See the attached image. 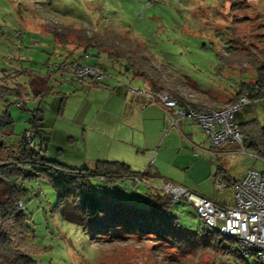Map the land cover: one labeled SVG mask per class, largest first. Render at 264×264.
I'll list each match as a JSON object with an SVG mask.
<instances>
[{"label":"rangeland","instance_id":"374dc122","mask_svg":"<svg viewBox=\"0 0 264 264\" xmlns=\"http://www.w3.org/2000/svg\"><path fill=\"white\" fill-rule=\"evenodd\" d=\"M231 4H234L233 9H230ZM236 17L247 21L237 26L232 22ZM64 27H81L86 31L107 29L138 39L147 49L157 78L161 77L158 80V86H163L160 91L174 98L173 88L178 93L176 98L191 108L195 105V110L210 109L212 101L213 107L219 110L227 105L225 95L234 84L251 78L248 68L241 76L237 67L225 68L226 56L233 52L264 50V0H0V87L12 91L15 89L12 85L16 83L25 88L27 95L22 108L14 105L16 101L11 96H7L8 104L0 102V114L6 110L13 121V136L29 127L28 122L38 109L43 120H51L56 133L67 134L66 151H75L79 157L73 161L122 160L132 171L146 173L133 187L127 180L107 183L102 179H90L94 193L102 199L143 208L147 207L143 199L150 202L149 196L160 193L162 186L169 183L180 185L197 196H214L222 205H231L233 174L222 176L226 188L213 189L214 177L219 176L224 165L210 156L202 129L187 123L192 137L187 136L186 132L171 126L167 116L168 125L159 139L156 137L154 122L157 120H151V107L155 105L144 103L148 98L146 94L154 95L148 83L153 81V76L148 81L134 78L130 69L124 71L103 59L88 60L90 66L108 74V78L101 80L102 86H90L86 80L65 83L67 74H54L64 54L56 33ZM72 41L73 37L67 35L66 42ZM58 68L67 71L68 66ZM28 73L48 75L53 81L55 95L41 99L32 96L27 89ZM116 88L122 91L123 97H118ZM142 92L146 94L142 96ZM59 94H64L65 100L59 113L55 114L50 102L54 100L57 106ZM139 96L144 99L142 104L137 102ZM200 98L204 101L198 104ZM154 100L161 111L166 110L156 98ZM131 103L135 106L126 110ZM240 113L245 119L247 113ZM132 114H136L137 120L130 126L127 122ZM108 115L120 120L122 137L128 144L132 133L133 144L140 145L138 158L131 151L113 153L121 147L122 139L118 131L110 132L104 127ZM144 116L150 120L146 122ZM170 127L174 130L167 133ZM164 138V144L160 145ZM56 139L51 142L58 146L54 142ZM194 152L196 155L192 154ZM47 157L74 166L72 157L57 154L53 148L47 151ZM195 159L197 164L192 168L189 165ZM243 163L245 160L235 165ZM261 169L264 172L263 163ZM31 187L33 191L38 190L39 195L24 200V206L31 219L29 243L38 250L31 256L37 264L196 262L195 257L181 255L172 247L159 245L155 239L140 238L122 230H110L100 239H94L87 230L66 222L53 211L57 196L45 181L32 183ZM174 211L178 212V221L187 231L204 230L202 222L187 204H174ZM218 240L222 248L233 253L237 251V244L231 238L219 236ZM227 260L235 264L232 256L229 255ZM245 262L257 264L252 255H248ZM236 264L244 263L238 260Z\"/></svg>","mask_w":264,"mask_h":264},{"label":"trees","instance_id":"16d2710c","mask_svg":"<svg viewBox=\"0 0 264 264\" xmlns=\"http://www.w3.org/2000/svg\"><path fill=\"white\" fill-rule=\"evenodd\" d=\"M233 6L234 4H231L230 9H233ZM238 10L240 11V8ZM246 21V18L238 17L232 20L237 26ZM67 35H71L74 41L67 43ZM56 36L64 54L62 61L54 67V74H67L65 83L71 80L81 83L86 80L90 82V86L101 85V80L108 78L105 71L100 70L107 77L96 80L90 77H75L68 69L72 63L90 66L89 59H103L105 63L124 71L130 69L134 78L140 77L148 81L153 76V81L148 83L154 91L163 88L162 85L158 86L161 77L157 78L158 74L152 69L147 49L141 41L132 36L107 29L86 31L81 27H64ZM59 66H68L67 71H61ZM224 66L227 69L237 67L240 76L245 68L251 73L250 79L239 80L230 92H227L225 107L234 105L243 95L248 102L246 105L264 102V50L233 52L226 56ZM27 76V89L32 96L41 99L54 94L53 81L48 75L28 73ZM12 86L15 87L12 91L0 87V102L8 104V97L11 96L13 101H16L14 105L22 108L27 96L25 88L17 86L16 83ZM172 91L176 106L183 107L184 103L176 98L178 93L173 88ZM59 96L57 106L56 102L53 103L54 100L50 102L55 114L59 113L65 100L64 94ZM202 101L204 99L200 98L197 102L201 104ZM212 102V106L208 108L215 109ZM192 108L195 109L196 106L193 105ZM28 123L29 127L20 135L13 136L11 116L6 110L0 114V264H37L31 256L38 250L29 243V237L32 236L29 224L31 219L25 213L24 200L37 198L39 192L33 191L31 184L39 181H45L57 196L53 211L66 222L87 230L94 239H100L110 230H122L140 238L155 239L159 245L172 247L181 255L195 257V264H230L227 260L229 255L235 264L238 260L246 264V258L239 257L237 251L233 253L221 247L218 240L220 235L216 232L201 229L189 232L181 226L178 212H172V206L176 203H172L169 197L161 192L149 196L150 202L143 199V204L147 205L143 208L102 199L94 193L90 179H102L107 183L127 180L133 187L146 173L134 172L119 162L97 161L89 167L76 168L58 158L50 159L47 157V151L52 149L49 148L51 120H43L41 112L37 109ZM233 124L241 139L243 150L264 162V126L254 119L235 122V115ZM27 131L32 133L31 145L23 137ZM59 152L56 151L57 154ZM134 179L138 182L134 183Z\"/></svg>","mask_w":264,"mask_h":264},{"label":"built area","instance_id":"2783aa9c","mask_svg":"<svg viewBox=\"0 0 264 264\" xmlns=\"http://www.w3.org/2000/svg\"><path fill=\"white\" fill-rule=\"evenodd\" d=\"M68 71L75 77H90L96 80L107 77L94 66L76 63H72ZM144 94L146 92H142V96ZM145 96L148 97L145 100L148 104L156 105L154 98L162 104L171 126L176 127L179 121L193 123L202 129L212 149L228 144L239 148L240 153L244 152L241 139L233 126V118L235 113L248 103L245 95L234 105L219 110H195L188 105L176 108L175 99L165 91ZM168 111H171V114ZM23 137L31 145L30 132H24ZM261 163L264 164L262 161ZM133 182L137 183L138 180L134 179ZM224 188L226 185L221 180L213 181L215 191ZM160 192L169 197L172 203L183 202L190 206L205 231H214L221 237L231 238L237 244L239 257L244 259L252 255L258 264H264V172L247 168L243 176L231 185V205H216L169 183L164 184Z\"/></svg>","mask_w":264,"mask_h":264},{"label":"crops","instance_id":"0c3cea01","mask_svg":"<svg viewBox=\"0 0 264 264\" xmlns=\"http://www.w3.org/2000/svg\"><path fill=\"white\" fill-rule=\"evenodd\" d=\"M151 90H152V88H151ZM115 91H116L118 97H119V95L121 97H123V93L120 89L116 88ZM158 91H160V90H158ZM158 91L153 90L152 92L155 93ZM135 97L138 98V95H135ZM137 98H135V99H137ZM131 99H133V98H131ZM143 100H144L143 97L139 96V99H137V102L142 104L144 102ZM144 103H147V102H144ZM131 105H132V103L128 107L126 106L125 109L127 110ZM134 106L135 105L131 106V109ZM148 106H153V105L150 104ZM151 108H152V117H153L151 120H154V119L157 120L156 122H154V124H155V134H156V137L158 138L160 135H162V130L165 128L166 125H168V122L170 120L168 121V118H167V115L165 114V111L163 109H162L163 111H161V109H160L161 107L158 108L155 105ZM242 111L247 113V116L245 119L241 118L242 114L240 112H242ZM170 113H171V111H170ZM144 118H145L146 122H148L150 120V118L148 116H146V117L144 116ZM253 119L257 120L260 123V125L264 126V102L250 103L249 105L244 106L242 108V110L239 111V113L235 114V122L250 121ZM134 120H137L136 114H132V116L130 118V122H127V123H130V126H133ZM119 121L120 120H115L112 116L108 115L107 123L105 121L103 122V124H105L104 127L106 129H108L110 132L117 133V131H118V133L120 134V137L122 139L121 147H119V148L117 147L114 151L112 150L113 153H123V152L127 153V152L131 151V154L136 155L135 158H138L139 156H137V154H139V146L140 145L135 146L133 144V136H132L131 132H130V144H128V142H126V140L122 137L123 127H122V125H120ZM187 123H190V122L179 121L176 124V128L181 129L182 132L183 131L186 132L187 136H191V132H189V127L187 130L186 125H185ZM150 125L151 124L148 123L147 127L150 128ZM190 125L193 126L195 124L190 123ZM118 126H121V127H118ZM195 126H197V125H195ZM172 128H174V127H170V129L167 131V133L169 131L173 132L174 129H172ZM198 128L201 130V128L199 126H198ZM115 133H114V135H115ZM66 137H67V139H66ZM204 137L206 139L205 134H204ZM53 138L54 139L57 138L56 140H54V142H57L58 146L51 144L50 141L53 142ZM111 139L112 138H110L109 140H111ZM66 140H69V137L67 136L66 133H64V132H57L56 133V129L54 128V125L51 126V140L49 141V145H50L49 148H53L56 151H60L59 153H61L62 156L68 155L69 157H72L71 161H73L75 158H79L78 155L75 154V151H73V152H67L66 151V147L68 146ZM164 141H165V138L162 139V141L160 142V145H163ZM206 143H207V151L209 152L210 156H213V158L219 159L224 165V169L221 170V172L219 173V176L214 177V181L221 180L224 183V181L222 180V176L225 174H227V175L233 174V176H231L232 177L231 182L233 183V182L239 180L243 176V174L247 168H251L254 170H258V171H263V169H261V161L259 159H257L256 157H254L253 155H251L245 149L243 150L244 151L243 153H240L239 148L233 147V146L228 145V144L222 145L221 147H219L217 149H212L210 147L207 139H206ZM192 154L196 155L195 152ZM116 155H118V154H116ZM155 155L157 156V154H155ZM187 158H190V157L188 156ZM97 159H99V160H97ZM97 159H94V161L92 160V162H90V160H88L87 162H83L82 160H78L77 162L73 161L74 163L72 165H74V166H72V167H76V168H80V167H84V166L89 167L94 162H97V161L119 162V163L125 164L124 162H122V160L116 161V160H108L106 158H102V159L97 158ZM241 160H245V163H243V165L242 164H239V166L235 165L236 162L239 163ZM66 164H68V163H66ZM196 164H197V160L195 159L194 161L191 162V164L189 166L190 167L192 166V168H193L196 166ZM125 165H127V164H125ZM127 166L130 168L129 165H127ZM216 173L217 172H214V174H216ZM178 187L184 188L180 185H178ZM212 187H213V183H212ZM185 190L188 191L187 189H185ZM189 193H191V192H189ZM191 194L197 196L194 193H191ZM197 197L205 198V199L212 201L215 204L217 203L219 205H222L221 202L218 200V198H216L214 196H212V197L197 196Z\"/></svg>","mask_w":264,"mask_h":264},{"label":"water","instance_id":"95a60500","mask_svg":"<svg viewBox=\"0 0 264 264\" xmlns=\"http://www.w3.org/2000/svg\"><path fill=\"white\" fill-rule=\"evenodd\" d=\"M0 145H1V142H0Z\"/></svg>","mask_w":264,"mask_h":264}]
</instances>
